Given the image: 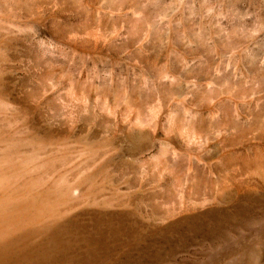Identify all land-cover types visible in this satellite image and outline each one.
<instances>
[{"label": "rangeland", "instance_id": "obj_1", "mask_svg": "<svg viewBox=\"0 0 264 264\" xmlns=\"http://www.w3.org/2000/svg\"><path fill=\"white\" fill-rule=\"evenodd\" d=\"M0 135L88 184L0 264H264V0H0Z\"/></svg>", "mask_w": 264, "mask_h": 264}, {"label": "bare ground", "instance_id": "obj_2", "mask_svg": "<svg viewBox=\"0 0 264 264\" xmlns=\"http://www.w3.org/2000/svg\"><path fill=\"white\" fill-rule=\"evenodd\" d=\"M138 112V111H137ZM142 114V113H141ZM141 116V115H140ZM140 118V117H139ZM4 136V135H3ZM2 135H0V146H1V149H0V245H2V244H7V243H9V240H11L12 239V237H13V235H15V234H18L20 237H22L23 239H26V238H28L29 237V235H31V233H35V232H37L38 231V228L36 229V228H34L33 227V224L35 223L36 224V222L37 221H39V220H41V219H43V217L45 218V216L47 215H54L55 213H56V215H58V213L60 212V211H58V213L57 212H55L56 210H58L59 208H58V206H60L61 204H62V202L61 201H63L64 202V204H65V201H67V202H70V198H72V196H74L76 199H75V201H77V199L79 198V195L78 194H80V193H76L77 192V190L80 188V184H82V181H84V179L82 178L84 175H81V176H78V179H80V180H77V179H73V180H76L77 182L78 181H80V183H77L76 181H74L73 182V180H72V182H70L71 183V185L70 186H68V185H66L65 184V180L67 181V179H66V177L68 176L67 175V173H66V177H65V180L63 181V183L66 185V186H63V183L61 184V183H59L58 181H56L57 182V184H58V186L55 184V186L57 187V189L59 188V186H61V187H63L60 191H58L56 188H54L55 186H52L51 188L49 187V188H46V190H44V186H41V188L44 190L43 191V193L42 194H40L39 192H37L38 190H37V188H36V186H37V183H38V187L40 188V186H39V182H40V180H37L38 178H33V176L34 175H32L31 176V178L30 179H26L25 178V183H23L22 185L20 184L19 186L18 185H16V186H18L17 188L15 187V179H18V178H21L20 177V175L21 174H25L26 172H27V174H28V171H26L27 170V165H25V163L24 162H21V163H19V164H17L16 163V161H15V163H14V161H13V159L15 160V158H13V155H12V152H14L15 150H18V148H19V141H16V140H13V139H8V138H5V136L3 137ZM10 136V135H9ZM37 142V141H36ZM94 143V142H93ZM33 144V143H32ZM34 144H35V142H34ZM40 144V143H39ZM45 144V143H44ZM86 144V143H85ZM90 144V143H89ZM95 144H97V143H95ZM87 145V144H86ZM91 145H93V144H91ZM21 146V145H20ZM39 147H41V145H38ZM83 146V145H82ZM89 146V145H88ZM22 147V146H21ZM38 147V148H39ZM21 149V148H20ZM40 149V148H39ZM43 149V148H42ZM45 151V150H44ZM17 152H19V151H17ZM48 153V152H47ZM17 154V153H16ZM19 154H21V153H19ZM34 154V157H36L35 156V153H33ZM50 154H48V158H49V160H51V157L50 156H52V154L49 156ZM16 156H19V155H15L14 157H16ZM32 157H33V155H32ZM46 158V157H45ZM48 158H46V159H48ZM54 157H52V159H53ZM59 158V157H58ZM17 159V158H16ZM27 159H30V162L29 163H32L31 162V158L30 157H27L26 158V160ZM34 159V158H33ZM35 159H37V158H35ZM46 159H44V160H46ZM55 159H57L56 157H55ZM60 159V158H59ZM65 159H67V158H65ZM21 160V159H20ZM39 159H37V161H38ZM43 160V159H42ZM49 160H48V162H47V164L46 165H48V168H49V166H50V163H49ZM61 160V159H60ZM60 160H59V162H60ZM63 160H64V158H63ZM68 160V159H67ZM67 160L65 161L64 160V162H65V164H66V162H67ZM70 160V159H69ZM33 161H36V160H33ZM57 161V160H56ZM56 161H55V163H56ZM17 162H18V160H17ZM20 162V161H19ZM39 162H41L40 160H39ZM39 162H33V164H36V165H39V166H41L42 164H43V162L42 163H39ZM45 162V161H44ZM51 162H52V160H51ZM71 162V161H70ZM29 163L27 162V164L29 165ZM38 163V164H37ZM49 163V164H48ZM52 164V163H51ZM60 164V163H59ZM58 164V165H59ZM61 164H63V161L61 162ZM35 165V166H36ZM52 165H54V164H52ZM31 166L32 167H34V165H32L31 164ZM57 165L55 164V167H56ZM27 167V168H26ZM42 167H44L43 165H42ZM51 168H55L54 166H50ZM35 168V167H34ZM34 168H30V169H34ZM44 168H46V169H43V170H48V168H47V166L46 167H44ZM81 168V167H80ZM37 169V168H36ZM36 169H35V171H36ZM39 170H40V167L38 168ZM62 169V168H61ZM74 170V169H76V167H73V168H71V170ZM38 170V172L36 171V173H40V171ZM42 170V169H41ZM42 170V171H43ZM49 170H52V169H49ZM48 170V171H49ZM55 170V169H54ZM57 170V169H56ZM71 170H69V171H71ZM77 170V172H75V173H78V170H79V167H78V169H76ZM26 171V172H25ZM30 171V170H29ZM33 172H34V170H32ZM41 171V172H42ZM53 171V170H52ZM59 171V170H58ZM58 171H56V172H54V173H57ZM69 171H64V172H68L69 173ZM31 172V171H30ZM45 172V171H44ZM50 172V171H49ZM60 172V171H59ZM62 172V171H61ZM60 172V173H61ZM73 172V171H72ZM71 172V173H72ZM80 173H81V171H79ZM36 173H32V174H36ZM83 173V172H82ZM31 174V173H30ZM59 174V173H58ZM65 174V173H64ZM64 174H59V175H64ZM37 175V174H36ZM35 175V176H36ZM56 175V174H55ZM55 175H54V178L55 179H53L52 181H54V180H56V178L57 177H55ZM59 175H58V180L59 181H61L60 179H62L63 178V176H62V178L60 177V179H59ZM74 175V174H73ZM73 175L71 176L70 175V178L71 177H73ZM79 175V174H78ZM88 175V174H87ZM91 174H89V176H90ZM28 177L30 176V175H27ZM76 177H77V175H75ZM25 177V176H24ZM87 177V176H86ZM22 178H23V175H22ZM40 179H42L43 177L40 175V177H39ZM69 177H68V180L70 179ZM88 178L89 177H87V180H88ZM162 179H163V177H161ZM82 179V180H81ZM86 179V178H85ZM91 179V178H90ZM162 179H160V180H162ZM230 179V178H229ZM15 180V181H14ZM19 180V179H18ZM42 180H44V179H42ZM12 181H13V185L11 184L12 183ZM23 180H19V183L20 182H22ZM89 181V180H88ZM164 181V180H163ZM201 181V180H200ZM228 181V180H227ZM44 182V181H43ZM42 182V183H43ZM76 182V184H74ZM85 182H86V180H85ZM91 182V181H90ZM46 183V182H45ZM69 183V184H70ZM88 183V182H87ZM44 184V183H43ZM42 184V185H43ZM47 184H50V182L49 183H47ZM46 184V185H47ZM60 184V185H59ZM67 184H68V182H67ZM74 184V185H73ZM84 185H86V183H83ZM82 184V185H83ZM10 185H12V187L14 186V188L15 189H10V188H12ZM45 185V184H44ZM52 185V184H51ZM54 185V184H53ZM88 185V184H87ZM86 185V186H87ZM94 185V184H93ZM93 185L91 186V187H93ZM200 186L201 185V183L199 184H197L196 185V187L197 186ZM257 185V184H256ZM95 186V185H94ZM199 186H198V188H199ZM207 186V185H206ZM224 187L226 186V185H223ZM222 186V187H223ZM48 187V186H47ZM84 187V186H83ZM82 187V188H83ZM89 187V186H88ZM229 187V186H228ZM36 188V189H35ZM41 189V190H42ZM94 189H95V187H94ZM196 189V188H195ZM201 189H203V188H200V191H202ZM82 190V189H81ZM96 190V189H95ZM95 190H91L90 189V191H95ZM204 190V189H203ZM37 193H36V192ZM79 191H80V189H79ZM198 191V190H197ZM85 192L87 193V191L85 190ZM89 192V191H88ZM204 192V191H203ZM39 193V194H38ZM76 193V195H74ZM86 193H85V196H86ZM199 193H202V192H199ZM70 194H72V196L70 195ZM83 194V193H82ZM198 194V193H197ZM209 194H211V193H209ZM78 195V196H77ZM81 195V194H80ZM88 195H89V193H88ZM92 195H93V193H92ZM78 198H77V197ZM55 197V198H54ZM70 197V198H69ZM84 197V196H83ZM207 197V196H206ZM215 197V196H214ZM200 198V197H199ZM207 198H209V197H207ZM216 198V197H215ZM69 199V200H68ZM74 199V198H73ZM94 199H96V198H94ZM202 198H200V200H201ZM217 199V198H216ZM80 200V199H79ZM199 200V199H198ZM199 200V201H200ZM203 200H204V198H203ZM210 200V199H209ZM208 200V202L210 203V201ZM213 200V199H212ZM58 201H60L61 202V204H57L56 205V203L58 202ZM74 201V200H73ZM73 201H71V202H73ZM196 201V200H195ZM207 201V200H206ZM206 201H205V203H206ZM216 201V200H215ZM219 201V200H218ZM59 202V203H60ZM66 202V204H68ZM201 202H203L204 203V201H201ZM201 202H199L200 203V205L202 204ZM213 202V201H212ZM211 202V203H212ZM79 203V202H78ZM93 203V202H92ZM95 203V202H94ZM191 203V202H190ZM190 203H189V206H191L190 205ZM194 203V202H193ZM196 203H198V202H196ZM195 203V204H196ZM199 203L197 204V205H195V206H198L199 205ZM205 203L204 204H202V206L203 205H205ZM65 204V205H66ZM70 204V203H69ZM68 204V205H69ZM103 204H105V202L103 203ZM55 205L57 206V208H55ZM65 205H63L62 204V208L65 210V208H67V212H68V208L69 207H63V206H65ZM68 205H66V206H68ZM70 205H72V203L70 204ZM75 205V204H74ZM193 205V207H195ZM77 206V205H76ZM76 206H74L73 207V205H72V209H75V207ZM187 206H188V204H187ZM186 206V207H187ZM188 206V208H192V207H189ZM70 208H71V206H70ZM196 208V207H195ZM61 210V209H60ZM159 210V209H158ZM194 210V209H193ZM63 212V211H62ZM66 212V213H67ZM65 213V211L61 214V213H59V214H61L60 216H59V220H57V222L59 221V223H60V221L62 222L63 220L61 219L60 220V218L62 217V215ZM163 213V212H162ZM165 213V212H164ZM171 213V212H170ZM169 214V213H168ZM66 215V214H65ZM64 215V216H65ZM163 216V215H162ZM66 217V216H65ZM164 217H165V215H164ZM50 218V217H49ZM52 219H55L54 217H51ZM48 219L47 217H46V219L47 220H52V219ZM57 219H58V217H56ZM63 218V217H62ZM154 219V218H153ZM65 220V219H64ZM163 220V219H162ZM48 221V222H49ZM53 221V220H52ZM39 222H44V220L43 221H39ZM152 222V221H151ZM164 222V221H163ZM45 223H47L46 221L44 222V224ZM43 224V225H44ZM49 224H51V223H47V225H49ZM52 224L55 226V224H54V222H52ZM62 224V223H61ZM60 224V225H61ZM41 225V224H40ZM52 225V226H53ZM57 225V224H56ZM154 225V224H153ZM39 226V225H38ZM49 227H50V225H49ZM49 227H47L48 229H49ZM42 229H44V227L42 228ZM52 229V228H51ZM47 231V230H46ZM49 232H50V229H49ZM51 234H52V232H50ZM16 237V236H15ZM48 239V238H47ZM22 241V240H21ZM41 241V240H40ZM46 244V243H45ZM50 248V247H49ZM20 250V249H19ZM44 250V249H43ZM45 251V250H44ZM12 252V251H11ZM37 252V251H36ZM42 252V251H41ZM248 253V252H247ZM8 254V253H7ZM16 254V253H15ZM32 254V253H31ZM41 254V253H40ZM14 255V254H13ZM44 258V257H43ZM232 261V260H231ZM38 262V261H37ZM36 262V263H37ZM41 262V261H40ZM226 264H235V263H233V262H228V263H226ZM242 264V263H241Z\"/></svg>", "mask_w": 264, "mask_h": 264}]
</instances>
